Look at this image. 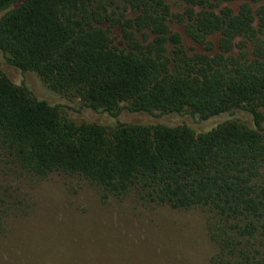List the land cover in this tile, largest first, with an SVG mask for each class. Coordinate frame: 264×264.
<instances>
[{
	"label": "trees",
	"instance_id": "trees-1",
	"mask_svg": "<svg viewBox=\"0 0 264 264\" xmlns=\"http://www.w3.org/2000/svg\"><path fill=\"white\" fill-rule=\"evenodd\" d=\"M172 24L205 51H187ZM0 51L23 74L114 119L123 110L201 121L247 113L251 125L200 134L75 124L0 71V155L20 175L79 177L104 205L132 197L200 209L216 248L210 264H264V0H0Z\"/></svg>",
	"mask_w": 264,
	"mask_h": 264
},
{
	"label": "rangeland",
	"instance_id": "rangeland-1",
	"mask_svg": "<svg viewBox=\"0 0 264 264\" xmlns=\"http://www.w3.org/2000/svg\"><path fill=\"white\" fill-rule=\"evenodd\" d=\"M171 29L181 34L190 53L205 51L180 25L172 24ZM113 37L119 45V28L113 30ZM138 37L144 39L143 33ZM210 41L217 44L218 37ZM0 71L39 100L59 106L62 119L75 124L186 127L197 134L230 121L252 124L245 112L201 121L186 112L160 115L123 110L114 119L85 108L72 95L53 91L37 73L23 74L7 63L1 51ZM20 174L10 157L0 155V264H163V258L179 256L192 264H210L216 252L207 235L206 214L200 209L174 212L142 205L132 197L104 205L98 191L79 177L55 174L41 180Z\"/></svg>",
	"mask_w": 264,
	"mask_h": 264
}]
</instances>
